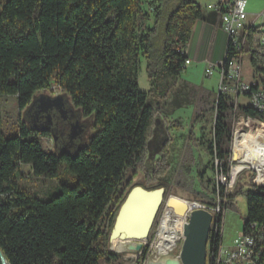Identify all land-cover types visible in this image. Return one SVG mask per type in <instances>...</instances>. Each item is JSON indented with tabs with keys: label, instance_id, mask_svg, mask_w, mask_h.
Segmentation results:
<instances>
[{
	"label": "trees",
	"instance_id": "1",
	"mask_svg": "<svg viewBox=\"0 0 264 264\" xmlns=\"http://www.w3.org/2000/svg\"><path fill=\"white\" fill-rule=\"evenodd\" d=\"M198 20L216 25L218 15L205 16L195 0H6L0 12V97H14L23 111L38 92L56 86L98 130L74 157L53 155L41 145L51 135L22 122L6 138L0 109V253L7 264H101L119 258L109 252L110 232L134 188L128 190L132 179L123 182L128 172L142 171L153 182L161 167L167 171L169 141H162L153 172L144 166L147 146L159 102L173 93L186 69L185 49ZM141 59L148 93L138 87ZM253 63L264 74V62ZM212 104L208 150L220 163L216 170L227 174L234 106L222 95ZM237 112L264 122L250 108L238 106ZM61 163L76 181L60 185L48 200L15 183L22 166L34 178L53 179ZM218 191L222 199L231 198L224 197L223 187ZM238 194L246 203L242 233L255 224L257 234H264V187L252 185ZM221 226L222 214L218 234ZM260 248L258 264H264V240Z\"/></svg>",
	"mask_w": 264,
	"mask_h": 264
},
{
	"label": "rangeland",
	"instance_id": "2",
	"mask_svg": "<svg viewBox=\"0 0 264 264\" xmlns=\"http://www.w3.org/2000/svg\"><path fill=\"white\" fill-rule=\"evenodd\" d=\"M195 1L202 11L219 2V0ZM246 1L248 10L252 15L264 11V0ZM5 2L6 0H0V12ZM247 66L248 64L245 63L246 74L248 75L251 70ZM218 82L217 72H214L212 77H207L204 66L192 64L186 67L180 79L174 83L173 93L166 100L159 102L158 121L162 130H165L164 133L169 141L167 171L165 172L164 168L161 167L157 180L153 182H149V176L142 171L137 172L134 176L132 172H128L123 184L132 179V185L128 190L131 187H145L148 190L163 189L164 203L169 198H176L184 202L200 203L211 213H215L217 210L219 214H222V246L228 247L234 239L242 234L243 218L246 213L245 197L238 193L243 190H250L252 185L264 187V129H258V127L244 123L243 130L248 134L250 147L248 163L238 173L231 187L220 185L216 179L215 159L208 150L215 117L211 105H213L212 101L217 94ZM165 83L173 84L169 79ZM138 87L142 93H148L151 88L146 63L143 59L140 60ZM38 95L55 97L63 95V93L56 86H51L48 90L38 92L36 96ZM149 102L153 107L156 106L157 101L155 99L150 98ZM70 108L75 119L79 120L84 127L83 134L74 143L63 147V152L74 157L80 150L88 146L98 130L94 128L92 118H83L80 111L72 107L71 104ZM0 109L2 132L6 138L17 134L18 125L21 122L29 125L24 118L25 110H19L14 97H0ZM201 109H204L202 113L199 112ZM198 114L202 115L199 120L196 118ZM237 124L239 122L232 118L230 158L227 161L230 171L235 166L233 150ZM68 133L69 128L66 129V134ZM189 133L192 134L190 138L192 141L188 139ZM53 143L51 137L41 140L43 150L58 155L57 150L53 148ZM75 181L76 177L66 170L64 163L59 165L57 176L53 179L34 178L28 166H22L15 175V183L19 189L25 190L33 197L41 200H48L58 194L60 185L72 186ZM220 187H223L224 197H231L229 200L220 197L218 194ZM224 203H228L226 208L223 206ZM158 218L157 215L155 222ZM117 255L119 258L115 261L102 262L101 264H132V259L128 254Z\"/></svg>",
	"mask_w": 264,
	"mask_h": 264
},
{
	"label": "built area",
	"instance_id": "3",
	"mask_svg": "<svg viewBox=\"0 0 264 264\" xmlns=\"http://www.w3.org/2000/svg\"><path fill=\"white\" fill-rule=\"evenodd\" d=\"M207 9L218 15L220 29L226 36V50L223 60L215 65L209 64L205 75L212 77L214 72H217L219 82L216 96L222 95L232 101L233 120L239 122L236 126L242 124L244 127L246 123L264 129V122L258 118L237 112L238 106H244L264 117V74L258 72L253 63L254 60L264 62V11L252 15L246 0H219L217 4L210 5ZM245 63L251 70L248 75ZM189 65L190 61L187 59L185 66ZM257 67L261 68V65L257 64ZM219 165L220 163L215 159L216 169ZM232 175V169L227 174L217 171V182L231 187L235 181H232ZM185 203L188 210L184 216H176L171 209L161 207L158 220L148 238L142 243V250L139 253L128 254L132 264H147L164 256L179 254L184 239L185 223L188 222L190 213L194 210L209 211L200 203ZM211 214L212 240H208L207 243L205 264H258L262 252L260 244L264 240V234H257V226L250 225L245 234L242 233L230 246L224 247L222 231L218 234L216 227L220 214L217 210ZM218 236L221 238L216 245Z\"/></svg>",
	"mask_w": 264,
	"mask_h": 264
},
{
	"label": "water",
	"instance_id": "4",
	"mask_svg": "<svg viewBox=\"0 0 264 264\" xmlns=\"http://www.w3.org/2000/svg\"><path fill=\"white\" fill-rule=\"evenodd\" d=\"M73 107V106H72ZM56 110L58 119L63 123L64 139L67 143H58L53 147L57 150L58 156L63 154V147L72 144L83 134L84 127L79 120L75 119L70 108V102L66 95L34 96L31 103L25 109L24 118L29 127L42 132H49L52 125L51 111ZM36 112V113H35ZM43 116L45 125L33 123V119ZM155 128L152 139L148 142L145 169L153 172V165L159 157L162 148V141L168 138L162 130L158 116L155 117ZM69 133L66 134V129ZM51 138L56 143V135L52 132ZM233 160L235 155L233 153ZM165 206L173 211L176 216H184L187 213V204L176 198H169L164 203V190H145L142 187H134L127 194L124 202L119 207L109 237V252L115 254L139 253L142 250V243L148 238L160 208ZM247 222L243 218V223ZM213 223L212 214L207 210H194L188 217L184 227V239L178 255H168L156 261H149L147 264H205L206 248ZM118 245V246H117ZM0 264H7L0 253Z\"/></svg>",
	"mask_w": 264,
	"mask_h": 264
},
{
	"label": "crops",
	"instance_id": "5",
	"mask_svg": "<svg viewBox=\"0 0 264 264\" xmlns=\"http://www.w3.org/2000/svg\"><path fill=\"white\" fill-rule=\"evenodd\" d=\"M207 16L210 11H202ZM226 50V36L220 29L219 20L216 25L198 20L194 23L190 41L185 49V55L190 65L197 64L208 68L209 64H217L224 58Z\"/></svg>",
	"mask_w": 264,
	"mask_h": 264
},
{
	"label": "bare ground",
	"instance_id": "6",
	"mask_svg": "<svg viewBox=\"0 0 264 264\" xmlns=\"http://www.w3.org/2000/svg\"><path fill=\"white\" fill-rule=\"evenodd\" d=\"M237 135L235 133L234 139V150L233 153L235 155L234 164L235 166L232 168V181L235 180L238 173L241 169L248 163L250 147L248 143V134L244 132L243 125L240 124L237 126ZM237 136V137H236ZM187 223H185L186 225ZM118 246V245H117Z\"/></svg>",
	"mask_w": 264,
	"mask_h": 264
},
{
	"label": "flooded vegetation",
	"instance_id": "7",
	"mask_svg": "<svg viewBox=\"0 0 264 264\" xmlns=\"http://www.w3.org/2000/svg\"><path fill=\"white\" fill-rule=\"evenodd\" d=\"M50 113H51V117H52V125L50 126V131L48 133L51 134L53 132L57 136L56 137L57 142L53 143V147L58 143L59 140L61 141V144L67 143L64 139L63 129L61 128L63 123L61 122V120L58 119L57 111L52 110ZM41 117H43V116H38L37 118H34L32 122L33 123L37 122V123H40L39 125L44 126L45 121L43 119H41Z\"/></svg>",
	"mask_w": 264,
	"mask_h": 264
}]
</instances>
